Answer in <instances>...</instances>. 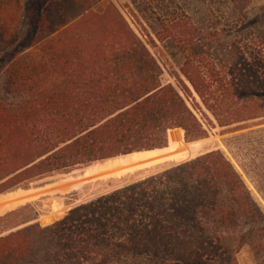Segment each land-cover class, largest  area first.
Masks as SVG:
<instances>
[{
    "label": "trees",
    "instance_id": "obj_1",
    "mask_svg": "<svg viewBox=\"0 0 264 264\" xmlns=\"http://www.w3.org/2000/svg\"><path fill=\"white\" fill-rule=\"evenodd\" d=\"M198 1L204 22L138 34L110 2L51 0L24 37L0 1V264H264V209L204 141L264 125V8ZM232 140L264 197V129Z\"/></svg>",
    "mask_w": 264,
    "mask_h": 264
},
{
    "label": "rangeland",
    "instance_id": "obj_2",
    "mask_svg": "<svg viewBox=\"0 0 264 264\" xmlns=\"http://www.w3.org/2000/svg\"><path fill=\"white\" fill-rule=\"evenodd\" d=\"M6 5V15L9 20L10 32L13 35L24 37L31 31V19L37 12L51 0H0ZM100 0H90L91 4H96ZM102 2H110L114 4L116 9L124 16L131 24L133 29L139 34L140 28L136 24V20L142 22L146 18L155 19L156 16H168L175 12H180L178 9L186 10L191 17L197 22H204L207 17V7L198 0H102ZM264 8V0H256L254 5V13ZM73 13L72 9L70 11ZM65 15L71 16V13ZM61 16V15H59ZM114 16V15H108ZM13 19V21H12ZM166 77H170L166 74ZM171 80V79H170ZM4 77L0 75V95L3 94ZM264 125L253 126L251 128L238 131L235 133L221 134L222 129L216 127L211 130L210 138L204 140L206 144H213L216 149H221L229 160L233 163L236 169L243 176L247 186L251 190L253 196L264 209V197L262 196L258 184H262L257 177L248 176L242 167V159L244 152L237 149L234 145L233 138L248 134L253 131L263 130ZM233 142H232V141ZM229 142V143H228ZM230 144V146L227 145ZM251 188H250V186ZM253 191L255 193H253ZM257 195V196H255ZM239 264H256L254 256L249 248L243 249L238 255Z\"/></svg>",
    "mask_w": 264,
    "mask_h": 264
},
{
    "label": "bare ground",
    "instance_id": "obj_3",
    "mask_svg": "<svg viewBox=\"0 0 264 264\" xmlns=\"http://www.w3.org/2000/svg\"><path fill=\"white\" fill-rule=\"evenodd\" d=\"M168 151H170V150H163L162 152H159V151H154V152H144V153H147L148 156H145V157L140 158V159H145V158H148V157H151V156L157 155V154H159V153H167ZM140 159H137V160H140ZM137 160H132V161H137Z\"/></svg>",
    "mask_w": 264,
    "mask_h": 264
}]
</instances>
